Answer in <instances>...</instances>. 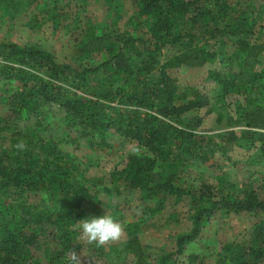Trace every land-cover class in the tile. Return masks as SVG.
Masks as SVG:
<instances>
[{
	"label": "trees",
	"instance_id": "obj_1",
	"mask_svg": "<svg viewBox=\"0 0 264 264\" xmlns=\"http://www.w3.org/2000/svg\"><path fill=\"white\" fill-rule=\"evenodd\" d=\"M41 1L0 0V10L14 18ZM45 1L55 6L59 0ZM103 1L108 13L118 9L119 0ZM130 2L133 33L87 20L75 40L72 63L57 61L36 43L0 41V264H29L34 247H45L49 257L52 239L66 252L80 249L75 225L87 217L88 207L100 203L103 178H87L60 143L111 147L113 132L134 150L109 177L118 189L138 194L143 217L162 212L169 200L190 210V228L174 236L173 249L159 254L156 264H178L186 244L218 212L259 217L245 243L222 244L220 264H264V195L224 176L215 184L201 180L194 190L184 180L192 164L206 163L220 147L213 135L200 131L203 118L196 111L216 112L218 124L223 119L227 126L238 124L227 109L239 96L246 128L219 135L227 142H263L264 155V62L259 59L264 43L257 27L264 5L259 0ZM229 41L231 54L225 50ZM218 57L226 65L208 71L214 84L209 93L180 86L170 74ZM53 118L73 127L76 137L57 139ZM139 227V222L125 225L130 237L124 248L137 258L133 264H142ZM88 246L94 254L103 251L102 245ZM187 259L194 262L196 256Z\"/></svg>",
	"mask_w": 264,
	"mask_h": 264
},
{
	"label": "rangeland",
	"instance_id": "obj_2",
	"mask_svg": "<svg viewBox=\"0 0 264 264\" xmlns=\"http://www.w3.org/2000/svg\"><path fill=\"white\" fill-rule=\"evenodd\" d=\"M243 1L231 0L236 5ZM259 2L264 5V0ZM119 5L118 9L108 13L103 0H59L55 6L47 5L44 0L31 4L25 13L22 12L14 18L2 14L0 10V41H12L19 45L36 43L52 52L57 61L72 63L75 40L79 29L87 20L93 23L106 21L110 27L118 31L133 33L129 22L133 20L134 7L130 0H119ZM52 7H54L53 13L44 12L46 8ZM257 27H262V37L259 42L264 43V14L263 18L258 20ZM256 35L255 29L254 36ZM225 47L227 54H231L234 50V45L230 41ZM259 59L264 62V51L259 55ZM225 63L218 57L214 62L206 63L202 67L182 66L171 70L170 74L180 86L194 85L203 93H209L214 84L208 80V71L223 70ZM258 91L263 94L262 88H258ZM242 99L239 96L238 100L231 102L227 109L230 116L239 120L238 124H232V126H227L226 119L218 124L215 121L216 112L206 113L205 108L196 111V114L203 118L200 131L213 135L214 141L220 147L215 148L209 161L203 164L194 163L190 170L185 172L184 180L192 190L198 187L201 180L215 184L216 177L224 176L245 188L249 185L254 186L256 191L264 195V155L260 149L263 142H251L246 139L227 142L226 136L219 135L227 130L239 133L246 128V122L240 118L241 109L237 108ZM51 123L58 133L55 134L57 139L76 137V130L73 127H67L68 124L57 118L51 119ZM71 141H63L60 146L76 158L75 162L79 168L86 170L85 176L103 178V183L98 184L100 203L95 208L88 207L86 216L103 214L113 216L123 225L122 236L117 241L102 245L103 251L100 254L93 253L95 250L88 246L89 242L81 234L77 239L81 247L74 252L62 250L52 239L50 240L51 255L44 256L45 247H34L31 249L32 260L29 264H69L72 256L76 257L73 264H133L137 258L124 248L130 237L125 230V225L130 222L140 223L137 237L143 251L142 264H156L159 254L173 249L174 236L190 228L188 207L182 203L173 204L169 200L162 212L145 219L144 207L138 200V194L118 189L109 177V171L112 168L120 169L124 166L126 156L134 150V145L122 142L116 132H113L109 138L111 147H91L86 141L80 145L76 140ZM104 188L110 189L111 193L104 191ZM171 213L174 215L171 216ZM258 219L259 217L253 213L239 215L231 213L226 217L219 212L214 214L204 223L198 238L186 244L184 252L178 257V264H220L218 257L222 244L245 243ZM76 225L75 228H77ZM190 254L196 256L194 262L188 261L187 256Z\"/></svg>",
	"mask_w": 264,
	"mask_h": 264
},
{
	"label": "clouds",
	"instance_id": "obj_3",
	"mask_svg": "<svg viewBox=\"0 0 264 264\" xmlns=\"http://www.w3.org/2000/svg\"><path fill=\"white\" fill-rule=\"evenodd\" d=\"M18 147L22 148L23 145H18ZM76 227L83 238L87 239L89 243H95L97 245L117 241L123 232V225L117 222L113 216L107 214L84 218L78 221ZM75 260L76 257L72 256L69 264H73Z\"/></svg>",
	"mask_w": 264,
	"mask_h": 264
}]
</instances>
